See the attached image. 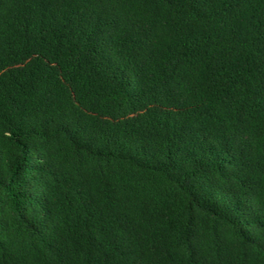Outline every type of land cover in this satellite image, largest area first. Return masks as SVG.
<instances>
[{
	"label": "trees",
	"instance_id": "1",
	"mask_svg": "<svg viewBox=\"0 0 264 264\" xmlns=\"http://www.w3.org/2000/svg\"><path fill=\"white\" fill-rule=\"evenodd\" d=\"M0 264H264V0H0Z\"/></svg>",
	"mask_w": 264,
	"mask_h": 264
}]
</instances>
